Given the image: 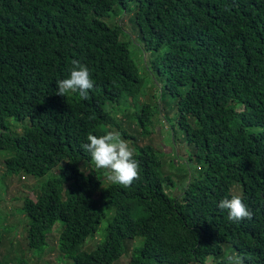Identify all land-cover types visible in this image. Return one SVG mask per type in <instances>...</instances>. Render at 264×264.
Here are the masks:
<instances>
[{
	"label": "trees",
	"instance_id": "obj_1",
	"mask_svg": "<svg viewBox=\"0 0 264 264\" xmlns=\"http://www.w3.org/2000/svg\"><path fill=\"white\" fill-rule=\"evenodd\" d=\"M133 3L163 83L152 102L124 28L104 21ZM74 59L94 81L87 99L56 95ZM167 97L198 162L177 181L158 148L136 138ZM131 107L138 128L129 130L115 113ZM0 131L6 175L52 174L18 207L30 249H43L60 222L57 247L71 264H116L136 237L143 244L128 264H264V0H0ZM108 131L133 139L140 178L130 188L81 168L92 163L87 135ZM233 195L252 220L233 223L218 208ZM107 215L104 239L81 250Z\"/></svg>",
	"mask_w": 264,
	"mask_h": 264
},
{
	"label": "rangeland",
	"instance_id": "obj_2",
	"mask_svg": "<svg viewBox=\"0 0 264 264\" xmlns=\"http://www.w3.org/2000/svg\"><path fill=\"white\" fill-rule=\"evenodd\" d=\"M136 4L131 5L130 10H124L118 12L119 17L112 16L104 21L113 26V24L120 23L125 31L126 41L130 42L131 56L139 65L141 73L147 80L149 95L147 97L150 102L154 101L155 95L159 94L161 79L158 78L155 72L152 73L149 66L152 65L153 54L144 51L142 41L140 38V31L137 23L133 19L131 22ZM115 26V25H114ZM123 39V38H122ZM140 99V98H139ZM142 99V98H141ZM175 107V110H174ZM161 114L157 116L155 123L152 126V131L137 138V143L147 144L152 142L162 154L164 160V170L170 176L174 174V181H177V176H181L187 170L198 171L197 160H192V146L188 144L186 140H181V131L173 126V118L177 114L176 102L173 98H163L161 106L158 105ZM134 108L131 107L125 113L116 112L117 119L128 127L138 128L134 119H132ZM176 111V112H175ZM159 113L156 111L155 114ZM172 113V114H170ZM176 113V114H175ZM166 116L167 121H173L171 124L163 121V116ZM10 129L15 131L16 126L20 125L13 119H9ZM176 129H178L176 133ZM1 132V131H0ZM178 136H177V135ZM133 139L129 140L131 144ZM185 142V143H183ZM129 143L127 142L128 146ZM130 148V147H129ZM10 156V153L4 150H0V264H71L72 259H69L64 254H60L58 249L59 230L62 228V224L58 222L52 231L48 234V243L41 250H33L28 247V241L25 234V222L22 218L21 207L23 205L24 198L26 196L35 197L38 192V185L40 179V185L45 183L52 174H47L43 178H33L22 175H6L5 159ZM93 167V163H82V170L89 171ZM104 169H94V172L100 173ZM177 174V175H175ZM104 179L105 175H104ZM37 188L34 189V186ZM110 216L103 220L98 232L95 236L87 238V240L81 246V250H93L97 244L100 243L105 236V228L108 225ZM16 224V225H13ZM61 231V229H60ZM142 237H136L134 239L127 240L126 246L129 244L128 251L125 252L120 260L116 264H128L132 249L135 246H141L143 243ZM115 264V263H114Z\"/></svg>",
	"mask_w": 264,
	"mask_h": 264
},
{
	"label": "clouds",
	"instance_id": "obj_3",
	"mask_svg": "<svg viewBox=\"0 0 264 264\" xmlns=\"http://www.w3.org/2000/svg\"><path fill=\"white\" fill-rule=\"evenodd\" d=\"M71 64L68 78L56 82V95L66 97L69 93H78L81 99H87L89 91L94 88L89 68L76 59ZM81 148L90 155L95 169L107 170L105 178L113 184L127 189L140 178L139 162L134 159L133 151L118 132L108 131L100 136L89 133L87 142ZM218 208L227 210V219L233 223L252 220L254 216L239 195H233L231 199L224 198L218 203ZM231 259L230 257L229 260ZM235 264H243V260L240 259Z\"/></svg>",
	"mask_w": 264,
	"mask_h": 264
}]
</instances>
